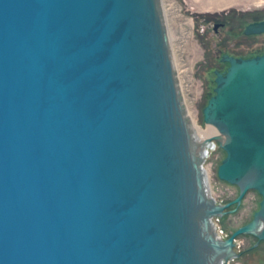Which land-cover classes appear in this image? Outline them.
I'll list each match as a JSON object with an SVG mask.
<instances>
[{
  "label": "water",
  "instance_id": "95a60500",
  "mask_svg": "<svg viewBox=\"0 0 264 264\" xmlns=\"http://www.w3.org/2000/svg\"><path fill=\"white\" fill-rule=\"evenodd\" d=\"M222 61L200 139L162 0H0V264H229L237 236L264 242V53ZM249 190L259 208L222 237Z\"/></svg>",
  "mask_w": 264,
  "mask_h": 264
},
{
  "label": "rangeland",
  "instance_id": "374dc122",
  "mask_svg": "<svg viewBox=\"0 0 264 264\" xmlns=\"http://www.w3.org/2000/svg\"><path fill=\"white\" fill-rule=\"evenodd\" d=\"M168 34L174 63L178 72L182 93L192 119L205 131H218L202 121V107L215 86L214 73L207 69L204 61L212 54V47L220 37L228 35V28L214 34L202 19L211 16L227 14L235 19L238 14L249 18L253 13L264 10V0H162ZM249 20V19H248ZM237 28V27H235ZM232 39L239 44L237 51H249L256 44L253 40L262 36L246 37L243 35ZM234 35V36H235ZM213 136V135H212ZM225 153L218 146L212 150L206 160V167L214 198L225 203L236 197L238 188L217 177V167ZM260 195L249 190L244 196L240 207L234 214L222 217L217 222L224 237H228L237 227L251 220L253 213L259 208ZM238 248L243 256L229 262V264H264V243L258 242L252 235L237 236ZM242 251V252H241Z\"/></svg>",
  "mask_w": 264,
  "mask_h": 264
},
{
  "label": "flooded vegetation",
  "instance_id": "af4514ba",
  "mask_svg": "<svg viewBox=\"0 0 264 264\" xmlns=\"http://www.w3.org/2000/svg\"><path fill=\"white\" fill-rule=\"evenodd\" d=\"M245 14H252V15H250L249 18H247V17L244 18V14L240 13V14L236 15L235 19H234V18H232V16L224 14L222 16H217V17L211 16V17H207V18L202 19V21L206 23L208 28L209 27L212 28L214 34H216V35L219 34L220 31H223L224 29L228 28V35L225 37H220L219 40L216 43H214V45L212 47L211 56L209 53V51H211V50L207 51L208 57L204 61V64L207 66V69L211 70L213 73L215 70H219L220 72H222L227 68L228 63L222 61L223 55L248 58V57H253V56L260 55V54L264 53V51H262L264 49V32L259 33V34H249V35H245L243 33V30L248 23L264 21V10L260 11L258 14H253L251 12L245 13ZM235 27H237V28H235ZM235 33H237L238 36H240V35H243L246 37L262 36V38L257 39V40H253L255 42L256 46L251 47L249 49V51L240 52V51H237V49H235V47L239 43L233 42V40H232V39H235L237 37L235 35ZM231 200H229V201H231ZM226 202H228V201H226ZM233 207H234V205H231L227 209H231ZM238 208L236 209V211L238 210ZM235 212L229 213V214H234ZM229 214H226L224 217H226ZM241 256H242V254H241Z\"/></svg>",
  "mask_w": 264,
  "mask_h": 264
},
{
  "label": "bare ground",
  "instance_id": "6f19581e",
  "mask_svg": "<svg viewBox=\"0 0 264 264\" xmlns=\"http://www.w3.org/2000/svg\"><path fill=\"white\" fill-rule=\"evenodd\" d=\"M165 14V13H164ZM169 40H170V37H169ZM178 73V72H177ZM181 86V85H180ZM185 101V100H184ZM187 115L189 117V120H190V123H191V127L192 129L194 130V132L196 133L197 137H199L200 139H203V138H206V137H210L212 135H215V132H213L212 130H207L205 131L204 129H202L191 117L189 111H188V108H187ZM208 173V171H207ZM209 175V174H208ZM209 181H210V178H209ZM210 183V182H209ZM210 190H211V193L213 194L212 192V188H211V184H210Z\"/></svg>",
  "mask_w": 264,
  "mask_h": 264
},
{
  "label": "built area",
  "instance_id": "2783aa9c",
  "mask_svg": "<svg viewBox=\"0 0 264 264\" xmlns=\"http://www.w3.org/2000/svg\"><path fill=\"white\" fill-rule=\"evenodd\" d=\"M162 4H163V2H162ZM206 163V162H205ZM205 168H206V170H207V167H206V165H205ZM219 219H215V223H216V226H217V229H218V233L222 236V237H224V235L222 234V232H221V230L219 229V227H218V225H217V222L216 221H218ZM226 237V236H225Z\"/></svg>",
  "mask_w": 264,
  "mask_h": 264
},
{
  "label": "trees",
  "instance_id": "16d2710c",
  "mask_svg": "<svg viewBox=\"0 0 264 264\" xmlns=\"http://www.w3.org/2000/svg\"><path fill=\"white\" fill-rule=\"evenodd\" d=\"M262 51H264V49H263ZM259 242H262V243H264L263 241H259ZM252 248H253V247H252ZM242 256H243V255H242ZM242 256H241V257H242ZM241 257H240V258H241Z\"/></svg>",
  "mask_w": 264,
  "mask_h": 264
}]
</instances>
